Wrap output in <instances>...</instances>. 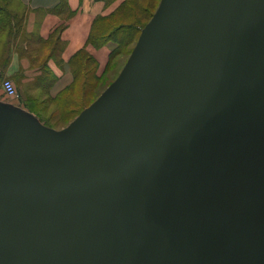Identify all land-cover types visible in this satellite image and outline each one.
Instances as JSON below:
<instances>
[{"label": "water", "instance_id": "obj_1", "mask_svg": "<svg viewBox=\"0 0 264 264\" xmlns=\"http://www.w3.org/2000/svg\"><path fill=\"white\" fill-rule=\"evenodd\" d=\"M0 264H264V0H160L64 128L0 101Z\"/></svg>", "mask_w": 264, "mask_h": 264}, {"label": "crops", "instance_id": "obj_2", "mask_svg": "<svg viewBox=\"0 0 264 264\" xmlns=\"http://www.w3.org/2000/svg\"><path fill=\"white\" fill-rule=\"evenodd\" d=\"M9 1L24 9L25 18L22 30L15 28L11 60L0 70L2 78L14 82L19 75L27 89L35 91L38 80L47 74L49 80L52 78L48 93L55 97L74 82L73 66H85V60H81L83 55L94 59L98 75L106 69L112 55L110 45H97L90 39L94 30L103 27V19H108L122 0ZM46 48L48 50L44 51ZM33 52L44 54L41 64L30 58Z\"/></svg>", "mask_w": 264, "mask_h": 264}, {"label": "rangeland", "instance_id": "obj_3", "mask_svg": "<svg viewBox=\"0 0 264 264\" xmlns=\"http://www.w3.org/2000/svg\"><path fill=\"white\" fill-rule=\"evenodd\" d=\"M159 2L160 0H122L118 8L108 17L104 35L106 43L114 50L108 66L101 75L96 73L92 61H89L87 65L84 63V67L73 66L74 82L68 86L66 91L58 93L55 97L48 93L50 80L47 74H44V79L38 80V88L35 91H29L18 75L14 81L17 89L16 97L7 95L2 86L5 78L0 75V101L37 114L47 125L56 129L66 127L83 107L96 100L119 75L137 43L141 26L150 19L159 6ZM1 3L3 2L1 1ZM17 5L10 2L8 7L16 19L22 17V25L19 27V30H22L25 13L24 9ZM4 11H0V18L3 19L0 21V70L7 67L11 60L15 31L13 20L10 18L7 22ZM11 29L12 31H10ZM113 29H116L114 33ZM46 50L48 49L46 48L44 51ZM30 58L41 64L45 56L42 52H33ZM81 60L84 61L85 57ZM86 79L88 80L86 81Z\"/></svg>", "mask_w": 264, "mask_h": 264}, {"label": "trees", "instance_id": "obj_4", "mask_svg": "<svg viewBox=\"0 0 264 264\" xmlns=\"http://www.w3.org/2000/svg\"><path fill=\"white\" fill-rule=\"evenodd\" d=\"M1 1L3 2V3H1ZM9 3H10V1L9 0H0V11H4V9H6L4 12H5V18H6V21L7 22H9V20H10V18L13 20L12 22L14 23V27L13 28H16V30H19L20 28V26L22 25V17L20 16V18H18V19H16V16L14 15V14H11L10 13V10H9V7H8V5H9ZM160 3V2H159ZM8 4V5H7ZM158 8V7H157ZM157 8H156V10H157ZM156 10L153 12V14L151 15V17H150V19L147 21V22H145L144 23V25H142L141 26V28H140V32H139V35H138V38H137V41H138V39H139V37H140V35H141V32H142V30H143V28L146 26V24L151 20V18L153 17V15H154V13L156 12ZM1 20H3L2 18H0V21ZM104 20V22H102V24H103V27L99 30V31H95L94 30V32H93V34H92V37H91V41L92 42H94L95 44H97V45H101V44H106V36L104 35V32H105V30H106V27H107V21H108V19H106V18H104L103 19ZM1 24V23H0ZM116 29H113L112 30V32L114 33V31H115ZM10 31H12V29L10 30ZM111 40V39H110ZM40 41H42L41 39H40ZM136 41V42H137ZM113 50L114 49H112V51L111 52H113ZM84 57H85V63H86V65H87V63H89V61L91 62H93V64L95 65V68H96V63H95V61H94V59L92 58V57H90V56H88V55H83ZM86 76V75H85ZM44 78V77H43ZM88 79H86V81H87ZM52 82V78H50V83ZM113 82V81H112ZM87 83V82H86ZM48 87H49V84H48ZM90 105V104H89ZM89 105H87V106H89ZM87 106H85V107H83L80 111H79V113L83 110V109H85ZM32 113V112H31ZM78 113V114H79ZM35 114V113H34ZM37 115V114H36ZM38 117H39V115H37ZM40 118V117H39ZM40 120H41V122H43V124H45V125H47L41 118H40ZM47 126H49V125H47ZM50 127H52V126H50ZM54 128V127H53Z\"/></svg>", "mask_w": 264, "mask_h": 264}, {"label": "built area", "instance_id": "obj_5", "mask_svg": "<svg viewBox=\"0 0 264 264\" xmlns=\"http://www.w3.org/2000/svg\"><path fill=\"white\" fill-rule=\"evenodd\" d=\"M2 86H3V89L5 90V92L7 93V95L12 96V97L17 96L16 86L11 79H9V78L4 79Z\"/></svg>", "mask_w": 264, "mask_h": 264}, {"label": "bare ground", "instance_id": "obj_6", "mask_svg": "<svg viewBox=\"0 0 264 264\" xmlns=\"http://www.w3.org/2000/svg\"><path fill=\"white\" fill-rule=\"evenodd\" d=\"M33 113V112H32ZM34 114V113H33ZM36 115V114H35ZM37 116V115H36ZM38 117V116H37ZM39 118V117H38ZM40 119V118H39ZM41 121V120H40Z\"/></svg>", "mask_w": 264, "mask_h": 264}]
</instances>
